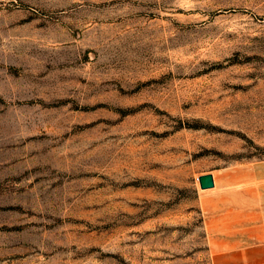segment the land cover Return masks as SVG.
Listing matches in <instances>:
<instances>
[{"label":"rangeland","instance_id":"obj_1","mask_svg":"<svg viewBox=\"0 0 264 264\" xmlns=\"http://www.w3.org/2000/svg\"><path fill=\"white\" fill-rule=\"evenodd\" d=\"M259 178L264 0H0V264H212Z\"/></svg>","mask_w":264,"mask_h":264},{"label":"crops","instance_id":"obj_2","mask_svg":"<svg viewBox=\"0 0 264 264\" xmlns=\"http://www.w3.org/2000/svg\"><path fill=\"white\" fill-rule=\"evenodd\" d=\"M212 177L215 186V175ZM263 179L252 189L250 202L247 199L237 208L228 204V193H208L207 202L218 207L207 218L212 264H264Z\"/></svg>","mask_w":264,"mask_h":264},{"label":"water","instance_id":"obj_3","mask_svg":"<svg viewBox=\"0 0 264 264\" xmlns=\"http://www.w3.org/2000/svg\"><path fill=\"white\" fill-rule=\"evenodd\" d=\"M198 182L201 188H210L214 185L212 174L207 173L198 177Z\"/></svg>","mask_w":264,"mask_h":264}]
</instances>
